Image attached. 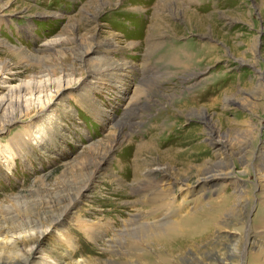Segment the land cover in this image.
Wrapping results in <instances>:
<instances>
[{
	"label": "rangeland",
	"instance_id": "374dc122",
	"mask_svg": "<svg viewBox=\"0 0 264 264\" xmlns=\"http://www.w3.org/2000/svg\"><path fill=\"white\" fill-rule=\"evenodd\" d=\"M0 81V243L24 239L30 264L264 258V0H0ZM161 167L224 173L252 247L231 222L155 242L141 199Z\"/></svg>",
	"mask_w": 264,
	"mask_h": 264
},
{
	"label": "bare ground",
	"instance_id": "6f19581e",
	"mask_svg": "<svg viewBox=\"0 0 264 264\" xmlns=\"http://www.w3.org/2000/svg\"><path fill=\"white\" fill-rule=\"evenodd\" d=\"M0 83L6 84L5 81H0ZM5 87L9 92H12L14 89H16V86L5 85ZM17 97L19 99V96ZM8 99L10 100V98L6 97L0 98V111L7 103L9 104ZM168 101L171 102L174 101V99L171 98L168 99ZM126 118H129V116H127ZM11 121V119L8 120V123ZM3 129L4 127L0 128V131ZM27 133V138L20 136V134L13 135L9 139L8 144L10 146H16L18 148L25 147L29 143L30 137L32 135L30 130ZM217 143H219L221 147L225 146L224 142L221 140H218ZM169 158H171V154ZM258 160H260L264 164V154L259 155ZM260 161L259 163H261ZM156 171L160 175L155 178L157 173ZM151 173L153 175V181L151 182V187L149 188L151 192H149L148 194H144L141 199V203L142 206L146 208L150 207V212L154 213L152 217L155 219L151 221L149 226L154 232L152 234V237H154L153 239L155 242L163 243L170 249V251L172 250L177 252L180 250V247L183 245L185 239L191 234L197 235L198 233H204L210 230H214V232H216L217 238L222 237L220 235L222 232V227L230 222L235 225H239L238 227L235 226L233 228L236 232L233 231L232 236L242 235V238L245 242L248 241L249 238H251V236H249V231L245 230V225L242 226L243 223L240 220V217L241 219H243L244 217L246 218L249 215V209L245 213H243L242 211V208H244L242 205H238L237 207L235 206L234 208L229 209L228 198L221 193L223 187L220 185L213 186L215 180L221 178L224 173L221 174L222 172L220 173V171H217L213 168L207 169L202 173L201 176L197 177L192 182L187 181L185 178L174 176L170 172V170L164 169L163 167L155 168L154 170H151L150 174ZM178 192L179 194H181V198L179 202H176V193ZM238 211H242V213L239 214L237 213ZM242 227L244 228L242 229ZM242 232H245V236H243ZM93 233L94 228L88 227V230H86V234L90 236ZM172 234L173 237L171 238ZM168 235L170 237V240L168 239ZM1 241V248H6V250L14 248L18 249V252L19 250H21L19 257L22 259L23 264H30L29 256L31 255V252L28 251L30 249L32 250L33 246H31L30 249H25L26 241L21 237H14V235L12 236L6 234ZM251 243H253V241H248L249 248L251 246ZM256 251H259V248L256 249ZM143 254L145 255L142 258L147 261L146 264L156 263L153 257H149L147 253ZM260 254L262 255V253ZM217 260L220 264L264 263L263 256L260 257L259 260L255 259L252 263H250V253L245 256V262H242L240 260L239 254L237 260H235V263L230 261V259H222L221 257H218ZM162 261L163 264H183L170 259L167 255H162Z\"/></svg>",
	"mask_w": 264,
	"mask_h": 264
}]
</instances>
